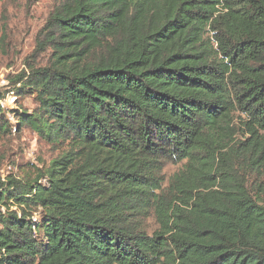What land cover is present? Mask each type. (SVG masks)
I'll use <instances>...</instances> for the list:
<instances>
[{"label": "trees", "instance_id": "trees-1", "mask_svg": "<svg viewBox=\"0 0 264 264\" xmlns=\"http://www.w3.org/2000/svg\"><path fill=\"white\" fill-rule=\"evenodd\" d=\"M25 64L0 264H264V0H58Z\"/></svg>", "mask_w": 264, "mask_h": 264}, {"label": "rangeland", "instance_id": "rangeland-1", "mask_svg": "<svg viewBox=\"0 0 264 264\" xmlns=\"http://www.w3.org/2000/svg\"><path fill=\"white\" fill-rule=\"evenodd\" d=\"M57 2L58 0H0V95H3L0 105L13 125L10 134L0 136L2 180L8 175L21 177L25 171L30 172L31 166L46 165L57 154V150L30 127H18L15 112H32L35 100L34 94L18 95L12 85L15 75L26 66L25 61L35 46V37ZM41 62H45V57ZM179 167L180 164L165 163L162 168L165 180ZM39 182L45 183L43 179ZM36 218L38 214L33 216V220ZM143 226L151 231L155 222L150 217L143 221Z\"/></svg>", "mask_w": 264, "mask_h": 264}]
</instances>
